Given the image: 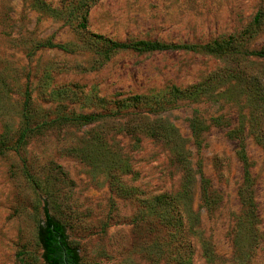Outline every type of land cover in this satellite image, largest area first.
<instances>
[{
	"label": "rangeland",
	"instance_id": "1",
	"mask_svg": "<svg viewBox=\"0 0 264 264\" xmlns=\"http://www.w3.org/2000/svg\"><path fill=\"white\" fill-rule=\"evenodd\" d=\"M79 6L0 0V264H45L37 230L48 197L83 264H264V20L247 32L264 0H97L86 28ZM100 36L180 46L102 61ZM230 37L224 55L205 46ZM135 95L159 104L112 109ZM140 119L181 139L187 192L173 144ZM201 173L219 195L211 209ZM164 193L179 210L161 206Z\"/></svg>",
	"mask_w": 264,
	"mask_h": 264
},
{
	"label": "trees",
	"instance_id": "2",
	"mask_svg": "<svg viewBox=\"0 0 264 264\" xmlns=\"http://www.w3.org/2000/svg\"><path fill=\"white\" fill-rule=\"evenodd\" d=\"M80 6L78 7L79 12V25L82 28H86V21L88 19L89 11L97 0H78ZM264 20V7L258 12L256 18L254 19V25H252L247 32L254 34L256 28L262 24ZM101 47H102V61H106L110 58L111 54L117 50L121 49H135L139 51L147 50H165L170 48H177L180 45L166 44L158 41H136V42H118L111 39L103 38L100 36ZM235 39L233 37L227 40L219 41L215 40L212 43H208L206 48L216 54H226L234 47ZM50 47H60L65 49V45L53 43L47 41L45 43ZM258 56L264 57V47L256 52ZM210 77L209 79H212ZM199 85H195L196 89ZM173 94H183L188 89H181L179 87H172ZM105 102V101H104ZM125 102H129L126 108L136 106L139 103H148L150 105H157L156 100H151L149 96L135 95L133 97H128L122 100H118L112 103V109H117L125 105ZM123 104V105H122ZM125 116V115H124ZM96 114H89L81 116L83 121L91 122L96 120ZM135 120H138L135 118ZM138 126H142V130L151 138L164 139L170 142L174 146V153H176V160L182 169L183 178V192H187L191 183V177L193 175L192 165L185 153L184 144L181 139L176 135H172L170 130H168L163 124L156 120L142 121L141 119L136 123ZM28 127L23 129L21 133L20 142L26 137ZM193 133L197 136L199 134V123L192 121ZM4 152V147L0 145V153ZM244 161L246 160V155L243 154ZM247 174L249 171L246 170ZM201 191L202 200L204 205L211 209L218 201V193L214 190L210 184V181L201 173ZM242 198L249 207L252 206V191L249 178H246L245 185L242 188ZM157 200L161 203V206H166L170 209L175 207L179 210L177 204H173L176 200L172 194L164 193L157 196ZM171 206V207H170ZM44 217L38 226L37 238L43 250L42 257L45 264H83L79 249L77 246L73 245L69 239V234L67 226L62 222L55 214L50 210V199L49 197L45 199L43 206ZM174 219L180 222L181 218L175 216ZM24 264H28L24 262Z\"/></svg>",
	"mask_w": 264,
	"mask_h": 264
}]
</instances>
